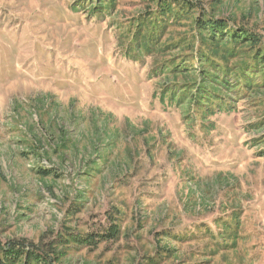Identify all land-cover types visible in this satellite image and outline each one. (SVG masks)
I'll return each instance as SVG.
<instances>
[{"label":"rangeland","instance_id":"1","mask_svg":"<svg viewBox=\"0 0 264 264\" xmlns=\"http://www.w3.org/2000/svg\"><path fill=\"white\" fill-rule=\"evenodd\" d=\"M100 1L0 0V241L51 264H264V0ZM198 17L261 41L212 46Z\"/></svg>","mask_w":264,"mask_h":264},{"label":"trees","instance_id":"2","mask_svg":"<svg viewBox=\"0 0 264 264\" xmlns=\"http://www.w3.org/2000/svg\"><path fill=\"white\" fill-rule=\"evenodd\" d=\"M112 1H114V0H101L100 5H99L100 7L98 6L96 8L97 9L102 8L105 5H108V7H112ZM158 2H159L158 3L159 8L162 11V13H161L162 15H164V14L169 15V16L175 15V11H177V9L175 10L172 7L173 3H175V5L177 7H180L182 12H184V11L186 12L187 11L186 9L189 8V6L186 3H184V0H172V2H170L168 0H159ZM74 11L80 12L81 10L79 7H77V8H75ZM152 21L153 20H150L151 23H154V21L153 22ZM196 27H197V29H200L203 32V34L205 31V33L207 34L206 38L213 43L210 45H212V46L214 45L215 47H218L220 45V43H223V42L228 43L227 38H229L237 46L250 45V48H252V45L254 43H258L261 41V39L259 40L256 36L251 35V34L246 33V32H238V31H233V30H231V32H228L227 31L228 25L225 24L223 22V20H219V19H217V20L216 19L202 20L198 17V19L196 20ZM155 28H156L155 26L149 27V29H150L149 31H151V32H148L147 41L143 42L144 47L141 45V46H139L140 48H145L146 50H149L150 47L152 48V45H154L155 42L151 43L150 40H155V37H152V34H154ZM241 31H243V30H241ZM158 44L159 43L156 44L157 47L159 46ZM257 48H260V46L259 47L257 46ZM227 51H228V54L231 55L234 53L235 48L233 47L230 50L227 49ZM216 53L217 52L215 50H213V54H216ZM201 58H202V55H201ZM253 59L256 63L255 67L259 66L260 68H262L263 75H264V49H259V50L257 49V52H255L253 55ZM202 62H203V60H202ZM204 62H207L204 64H209L212 71L215 73V75H214L215 80L205 79V83L210 84V82H212L213 84L217 85L218 87H223L222 84H219V82H218V80H219L218 74L221 72L222 76H223L222 82H225L228 86H231L230 82L225 81L226 77L228 76V70L226 67H224L223 64L216 63V60L213 57H210V58L207 57V60ZM248 63L249 62L246 63L247 67H248ZM251 66H254V65H251ZM186 67L187 66H185L183 69L186 70ZM220 68H222L225 71H221ZM167 71L170 72L171 69L166 67L165 72H167ZM233 71L238 72V67L235 66ZM254 71H251L252 72L251 73L249 67H248V69L244 70V73H242L244 75V76H242V79L245 80V84H247L248 80L250 82H254V80H253V79H255V77L253 76V75H255L253 73ZM205 72H206V70H205ZM177 74H180V73H177ZM184 74H181V75L183 76ZM187 74H188V72H187ZM185 76H187V75H185ZM207 77L208 76L206 75L205 78H207ZM200 85H201V83L196 84L197 94H196V96H194V100L195 99L197 100L198 97L200 99H204V100L210 99L205 95V93H207V95H210L209 92H207V86H203V87L199 88L198 86H200ZM255 85H258V84H255ZM217 86L215 88H217ZM224 89L228 90V88H224ZM238 89H240V86H238ZM210 90L212 91V89H210ZM228 91H235V90H228ZM168 93H170V91H167L165 93V95ZM179 93H182V91H180ZM203 95H205V97ZM239 95L241 96L242 92H240ZM178 96L179 95H177L175 97V100H171V101L177 105H180V104H178V100H180V97H178ZM164 97H161L162 101L164 100ZM172 99H173V97H172ZM209 103L211 104V103H213V101L210 99ZM228 111H231L230 105L228 106ZM117 231H118V229L116 226H115V228L111 227L109 229V232L107 233L108 235L104 234V235H102V237L103 238L106 236L116 237ZM82 241H86V240H82ZM91 241L93 242L94 240H91ZM49 249H51V247H49ZM45 252L46 251L45 250L43 251L39 246H37L33 243L25 242L23 240H18V241H10L9 240V241H6L5 243L0 241V264H51L52 258L50 255H46Z\"/></svg>","mask_w":264,"mask_h":264}]
</instances>
